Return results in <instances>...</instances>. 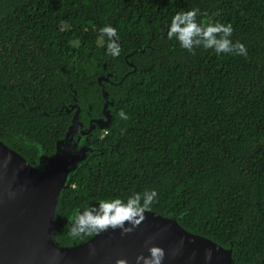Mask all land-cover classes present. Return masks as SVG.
I'll return each mask as SVG.
<instances>
[{
    "label": "trees",
    "instance_id": "16d2710c",
    "mask_svg": "<svg viewBox=\"0 0 264 264\" xmlns=\"http://www.w3.org/2000/svg\"><path fill=\"white\" fill-rule=\"evenodd\" d=\"M193 8L198 22L230 23L247 56L169 40L172 16ZM108 72L112 120L58 201L55 239L93 233L68 235L77 210L155 188L150 209L225 246L241 237L235 263L264 264V0H0V138L30 161L52 155L70 123L64 78L83 121L89 105L101 114Z\"/></svg>",
    "mask_w": 264,
    "mask_h": 264
},
{
    "label": "water",
    "instance_id": "95a60500",
    "mask_svg": "<svg viewBox=\"0 0 264 264\" xmlns=\"http://www.w3.org/2000/svg\"><path fill=\"white\" fill-rule=\"evenodd\" d=\"M109 76L112 73L97 78L104 99L103 117L93 119L86 127L80 120L75 87L64 78L74 102L69 100L58 112L73 110V114L65 134L56 140L55 150L47 159L40 158L34 163L0 138V158L6 154L12 156L7 168L0 161V264H115L117 259L136 264V257L147 256V247L151 245L164 249L163 264H206V249L212 250L210 264H236L233 246L241 243V237L225 246L206 235L187 230L177 216L164 215L150 208L145 211L143 221L123 236L119 230L109 229L93 232L71 244H61L55 239L58 201L71 186V177L78 167L100 150L94 146V138L111 121L108 105L113 101L108 99L102 83L108 81ZM56 110L43 109L41 113Z\"/></svg>",
    "mask_w": 264,
    "mask_h": 264
},
{
    "label": "clouds",
    "instance_id": "9594fccd",
    "mask_svg": "<svg viewBox=\"0 0 264 264\" xmlns=\"http://www.w3.org/2000/svg\"><path fill=\"white\" fill-rule=\"evenodd\" d=\"M200 10L193 8L187 11L176 12L168 25L167 38L175 39L181 49L194 54L196 48L212 49L217 55L221 53H233L239 56H247L248 50L244 43H233L231 37L233 27L229 24L206 23L197 21ZM206 15V14H205ZM100 38L106 39L105 54L111 57L120 55L119 36L117 28L106 24L99 28ZM122 120H127L128 115L121 109L118 112ZM123 132V130H121ZM12 160L11 154L0 158L2 166L7 168ZM158 198L155 188L146 189L143 192H133L122 199L119 196L102 198L95 204L87 205L82 211L77 210L74 218L68 225V235L77 238L91 232L100 233L109 229L119 230L120 234L131 233L144 219L145 211ZM183 243V241H181ZM148 255L136 257V264H163L165 251L156 245L147 247ZM94 254V250H93ZM206 264L212 261V250L206 249L204 254ZM115 264H128L126 259H117Z\"/></svg>",
    "mask_w": 264,
    "mask_h": 264
},
{
    "label": "flooded vegetation",
    "instance_id": "af4514ba",
    "mask_svg": "<svg viewBox=\"0 0 264 264\" xmlns=\"http://www.w3.org/2000/svg\"><path fill=\"white\" fill-rule=\"evenodd\" d=\"M77 100V99H76ZM67 102V101H66ZM74 101H72V103H73ZM64 104H66V103H64ZM63 104V105H64ZM77 104H78V101H77ZM79 106V105H78ZM108 107H109V105H108ZM79 115H80V120H81V122H82V124H83V126L84 127H86V126H88V124H89V122L90 121H92L93 119H99V118H101V117H103V113L101 112V114L100 115H93L92 114V112H91V105H89L88 106V109H87V111H86V117L83 119V121H82V115H81V108H80V106H79ZM109 109V108H108ZM67 113H69L70 115H71V117H72V114H73V110H71L70 112H67ZM71 117H70V120H71ZM111 120H112V113H111ZM111 122V121H110ZM110 125V123L107 125V126H109ZM107 128V127H106ZM67 130V129H66ZM66 132V131H65ZM102 133H104V131L102 132ZM77 134H74V136H76ZM39 155H41V153L39 152V154H38V157H39ZM41 157H39L38 158V160L40 159ZM42 159V158H41Z\"/></svg>",
    "mask_w": 264,
    "mask_h": 264
}]
</instances>
